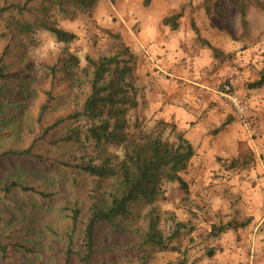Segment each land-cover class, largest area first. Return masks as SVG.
<instances>
[{
	"label": "trees",
	"instance_id": "1",
	"mask_svg": "<svg viewBox=\"0 0 264 264\" xmlns=\"http://www.w3.org/2000/svg\"><path fill=\"white\" fill-rule=\"evenodd\" d=\"M96 2L3 0L0 4V226H6L16 214L26 219L24 224L34 223L41 213L52 210L54 200L64 192L62 184L50 186L54 176L64 177L71 189L88 183L85 197L75 191L71 197L64 192L68 197L60 208L70 220L64 264L71 260L76 264H149L151 253L174 248L170 239L179 236L181 227L190 226L178 222L165 236L158 222L164 183L181 182L178 173L185 170L194 148L182 131H175L174 124L170 130L176 132L175 140L163 138L161 129L168 122L161 119L157 120L159 130H128L127 110L137 105L129 59L113 55L90 60L88 74L82 67L79 75L87 92L65 116L44 121L54 104L51 100H57L62 92L53 95L50 89L45 90V99L35 103V115L24 111L32 97L42 95L38 83L43 75L52 83L61 69L71 74L78 58L67 55L59 63L40 62L41 71H36L21 45L37 30L49 31L58 42H70L74 33L57 27L51 13L73 17ZM179 15L166 16L163 22L173 28ZM240 21L245 27L244 8L240 9ZM15 47L17 55L12 57ZM261 84L259 79L251 86ZM82 120L86 127L74 125ZM109 146L120 152L108 151ZM42 148L52 155L53 162L48 163ZM65 153L67 157L61 158ZM233 226L230 222L212 225L210 232L216 235ZM6 231L0 227V264H33L38 254L30 232L11 239ZM75 231L80 240L73 248ZM10 250L16 253L13 260Z\"/></svg>",
	"mask_w": 264,
	"mask_h": 264
},
{
	"label": "rangeland",
	"instance_id": "2",
	"mask_svg": "<svg viewBox=\"0 0 264 264\" xmlns=\"http://www.w3.org/2000/svg\"><path fill=\"white\" fill-rule=\"evenodd\" d=\"M119 1L97 0L91 9L76 12L73 17L51 13L57 27L74 33L75 37L68 43L58 42L47 30L29 33V41L21 46L25 57L35 64L36 71H41L38 63H59V59L67 55H75L78 58L79 70L73 68L72 73L68 74L61 69L52 83L43 75L38 83L42 95L38 98L32 97L24 111L35 115L37 111L35 103L41 98L45 99V90L50 89L53 95L62 92L59 93L57 100H51L54 104L47 110V118L44 121H52L58 116L71 113L87 92L79 75L80 69L84 67L88 74L91 69L90 60L115 55L118 59H129L132 66L129 78L133 79L137 105L127 110L128 130L132 132L139 128L159 130L161 125L157 124V120L161 119L168 122L161 129L162 137L174 141L175 131L181 130L172 119H163L156 113L159 102H162L161 106L168 102L167 91L162 87L165 86L163 84L175 80L172 74L174 66H178L182 77L177 79L178 81L186 75L187 78L198 82L202 77L200 62L193 61L192 66L189 65L188 59L192 56L190 52H183L177 63L169 64L170 59H167L164 64L162 63L164 52L153 54L150 45L143 44L148 47L143 48L145 54L154 59L153 63H146L140 48L139 54L132 52L121 40L120 34L123 33L121 28L129 30L127 25L131 17L136 18L143 10H151V0H124L121 4L126 13L124 17L115 9ZM169 1L179 2L178 8L174 10L183 12L185 24H189L190 17L194 19L193 24L203 39L221 50L224 55L227 53L224 57L212 58L214 65H207L212 67V70L208 68L207 73L215 77V80L212 79L213 81L206 86L194 83L192 84L194 89L208 90L207 93L218 98L211 90L218 82L233 78L240 87L257 80L254 79L256 75L264 76L255 65L261 63L264 69V0ZM2 3L3 0H0V4ZM241 8L246 10L245 27H242L240 21ZM130 28L134 33L138 30L136 24ZM193 42L196 43V49L193 51L200 57L198 46L202 45L196 38ZM17 51V47L12 49L14 53L12 57L17 55ZM207 52L209 53L208 50ZM22 121L26 122L24 118ZM172 124L175 131L170 130ZM237 124L249 137L245 128L239 122ZM74 125L86 127L87 123L82 120ZM30 131L36 135L35 127L31 126ZM216 134L212 132V142H208L206 146L193 145L194 155L187 162L185 170L178 173L181 182L174 180L164 183L165 198L159 203L161 215L158 227L166 236L173 231L178 222L190 226L181 227L179 236L170 239L174 248L151 253L149 264H264V133L260 137L252 139L249 137L251 143L246 140L239 149L237 143L231 146L226 142H216L213 138ZM28 138L29 135L26 139ZM23 139L27 142L24 136ZM109 150L120 152L116 146H109ZM87 151L93 152L91 148ZM42 152L45 153L44 157L48 163L53 162L52 155L46 154V149L42 148ZM65 157L66 153L61 158ZM64 180V177L54 176L49 180L50 186L58 187L62 184L63 191L67 192L68 196L71 197L75 191L80 197H85L89 188L88 183L84 187L71 189ZM64 192L54 200V208L44 214L41 213L34 223L24 224L26 219L16 214L10 218L6 226L4 223L0 226L7 229L5 233L12 237L11 239L20 233L30 232L38 254L33 257V264L65 262L66 255L63 253L67 245L65 235L70 229V220L60 208L68 197ZM227 222L235 226L219 234H211L212 225ZM72 238L75 248L78 246L80 234L75 231ZM10 251V258L13 260L16 253L15 250ZM70 264L76 263L71 260Z\"/></svg>",
	"mask_w": 264,
	"mask_h": 264
},
{
	"label": "crops",
	"instance_id": "3",
	"mask_svg": "<svg viewBox=\"0 0 264 264\" xmlns=\"http://www.w3.org/2000/svg\"><path fill=\"white\" fill-rule=\"evenodd\" d=\"M123 1L120 0L117 7H114L118 9L121 16L126 14L124 7L121 5ZM178 3L169 0H151L150 11L143 10L136 18L131 17L132 21L130 20V23L128 22L129 26L127 25L129 30L121 28V32H123L120 34V37L122 36L121 40L134 53L139 54L140 48L142 56L148 64L153 63L154 59L152 56L145 54L143 48L145 46L148 48L147 45H150L152 53L164 52V62H162L164 64L167 59H170L169 64L177 63L180 61L183 52H190L189 54L192 57L188 59L190 61L188 64L191 65L193 61L200 62L201 80L199 79L198 82L193 81L185 75V78L178 81L177 79L182 77L178 66H174L172 74L175 80H172L169 84H163L165 86L162 87L167 91L166 99L168 102L162 106L160 105L162 102H159L156 113L163 119H172L192 146H206L208 142H212V132H216L217 134L213 137L216 142H226L231 146L237 143V149H239L244 141L248 140L251 143V140H249L244 129L238 126L239 124H237L238 122L231 110L224 108L215 95L207 93L208 90L197 91L193 88L194 83L206 86L213 81L212 79L215 80V77H211L212 75L209 72L207 73L208 68L212 70V67L207 65H214L212 58L224 57L227 53L224 55L221 50L203 39L202 34L197 31L193 24L194 19L190 17L189 24H185L183 12H175L176 9L174 10V8H178ZM178 13L180 15L174 20L175 27L172 28L170 24L163 22L164 17ZM134 24L137 25L138 29L135 33L130 28ZM197 35H199V38H197ZM195 38L202 45V47L198 46L200 57L193 51L196 49V43L193 42ZM219 47L223 49L221 46ZM255 65L262 71L263 75V64L255 63ZM254 79H262V84L255 87L251 86L252 82L245 83L240 87L238 84V91L248 98L250 104L256 110L264 114V76L259 77L256 75ZM186 81H189L190 84Z\"/></svg>",
	"mask_w": 264,
	"mask_h": 264
},
{
	"label": "built area",
	"instance_id": "4",
	"mask_svg": "<svg viewBox=\"0 0 264 264\" xmlns=\"http://www.w3.org/2000/svg\"><path fill=\"white\" fill-rule=\"evenodd\" d=\"M216 93L221 104L231 110L235 119L245 128L249 137H260L264 133V114L256 110L248 98L238 91L236 79H228L218 82L211 87Z\"/></svg>",
	"mask_w": 264,
	"mask_h": 264
}]
</instances>
